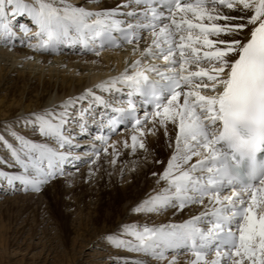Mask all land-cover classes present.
<instances>
[{"label": "snow or ice", "instance_id": "6c2138e0", "mask_svg": "<svg viewBox=\"0 0 264 264\" xmlns=\"http://www.w3.org/2000/svg\"><path fill=\"white\" fill-rule=\"evenodd\" d=\"M91 3L0 0V43L16 51L27 49L25 60H35L37 53L62 55L63 46L75 51L76 45L78 54L97 58L106 47L133 55L120 71L82 84L54 103L40 101L0 119V187L34 196L51 190L59 193L63 204L78 187L73 183L76 177L92 184L104 160L125 165L119 172L123 181L126 172L134 171L127 169L123 158L145 150L147 137L158 124L170 147L168 157L154 161L158 167L148 172L153 186L132 201L122 218L99 227L96 243L110 253L102 258L109 264H176V250L184 247L189 235L185 225L171 220L141 223L138 218L170 208L174 216H184L192 204L176 193L185 176L189 194L199 193L193 203L202 209L205 204L223 203L225 209L243 216L251 193L241 195L239 205L224 203L219 194L234 185L213 188L212 170L221 165L264 168L260 158L264 139L246 142L264 132L256 122L257 114L264 112V48L258 45L264 33V0H112L111 4L101 0L96 7ZM226 88L243 95L235 115L222 120L219 104L209 105L198 96L218 100ZM166 108L183 114L182 128L179 120L156 115ZM118 132H128L130 142L113 140ZM174 155L177 163L190 158L170 171ZM81 164L88 165L86 174L81 173ZM105 175L111 181L112 172L105 170ZM260 183L264 185V177ZM216 227L223 231L222 225ZM223 243L217 244L218 259L212 264H264L259 237L247 254L238 241L227 242L226 248ZM203 246L190 242L191 264H207L200 251Z\"/></svg>", "mask_w": 264, "mask_h": 264}, {"label": "bare ground", "instance_id": "6f19581e", "mask_svg": "<svg viewBox=\"0 0 264 264\" xmlns=\"http://www.w3.org/2000/svg\"><path fill=\"white\" fill-rule=\"evenodd\" d=\"M100 2L101 0H92L91 6L96 7ZM104 2L111 4L112 0H104ZM0 44L3 45L2 43ZM74 47L75 52H77L79 46L76 45ZM6 48L7 47L3 45L0 49V57L4 54L0 60V92L4 90L6 91V96L4 95L3 97H0V119L8 117L19 109L33 107L40 101H48L49 103L56 102L65 93L75 91L82 84H91L110 75L106 70V73L100 71L87 75L88 73L85 74L86 70L83 67L79 68V72L76 73L74 70L73 72L75 73L68 75L57 68V62L55 63V68H52V65L43 68L42 64L47 62V59L49 58V55H46V53L36 54V58H39L38 60L41 61L40 66L36 67V65H33L32 60H29V63H26L23 60L19 61V58L16 57L15 54L8 53L7 49L10 47ZM63 49L64 51H72V49L65 46H63ZM27 51V49H24L17 51V53H22L24 56ZM218 51L227 52L230 51V49H220ZM140 55H143V53H140ZM57 58L64 62H67V59H71V62H67L69 64L75 62V56L71 54L60 55ZM98 58L102 67L104 66L107 70L114 68L112 71L117 72L124 66V61L126 59L131 60L133 55L123 49L106 47ZM90 59H96V57L91 55ZM36 69H38L37 72H35ZM18 70L20 72L14 74L15 71ZM97 70L99 69L97 68ZM224 93H221L220 96H223ZM204 98L207 99L208 103L217 101V99L212 97L198 96V99L203 100ZM168 109L169 110L166 108L162 114L157 113L156 115H162V120H179L180 124L178 126L182 128L184 124V120L182 119L183 114L177 113L175 109ZM189 115H191V113H189ZM157 128L158 124L153 125V132L147 137V147L145 150L138 151L135 157L129 158L125 156L123 158L126 160L127 169H134V171L126 172L129 176L128 181H123L119 184V172L125 165L118 160L115 166L110 165L107 162L108 165L103 167L102 179L95 180L96 184L93 188H85L84 185L86 182L81 185L75 183L78 187L73 193V198L64 201L63 204H61V198L58 192L54 193L50 190L44 195V197H48L49 200L48 202L51 209L50 215L55 217L58 221L64 235H67L69 230H74L78 231L82 236H88L87 239L92 241L93 238H95L94 235L99 234V227L108 226L114 219L122 218L132 201L140 196L143 191L153 186V178L148 175V172L150 169L154 170L158 167L154 161L164 160L168 157L170 147L168 141L165 139L164 133L157 130ZM167 131L170 136L172 132L171 128L169 127ZM122 138H128L130 142L128 132H118L112 136L113 140H121ZM186 147L187 145L185 144V149ZM182 153L183 149L181 150V155ZM192 155H195V152H193ZM189 158L190 157H183L180 162L177 163V159L174 155L173 159L169 162V170H174L173 166L177 168L181 167V165L186 163ZM201 158H203V151H201ZM108 167L111 169H114L115 167L117 175V177H114V173L111 181L108 176L105 175V170L110 171ZM214 171L215 169L212 170L213 179L210 181L213 188L221 185L227 186L225 182L215 178ZM189 187L191 186L188 185V177L185 176L179 181V187L177 188L176 193L181 199L185 200V202L192 204V207L184 214V216H174L172 209H169L166 212H161L158 215L156 214L157 216L145 215L138 219L139 222L145 221V223L149 224L165 222L166 220H171L177 224L183 223L189 233L187 237H184L183 241L184 244L186 243V249L191 250L189 247L191 239L195 241L198 247L203 244L204 246L200 248V251L206 255L207 264H212L213 260L218 259L215 243L212 245L210 240V236L212 237L213 233L218 231V229H216L217 224L215 220H219L220 216H231L233 210L231 208L225 209L223 203H217L215 207H210L208 204H205L202 209L199 203H193L194 199L198 200L199 193L192 191L191 194H189ZM248 192H250L251 195L247 197V206L248 208H251L252 211L248 210L244 217H235L233 219V225L231 226L234 229L236 225L238 226L239 233L241 234L240 247L246 254L251 253V245L256 243L257 237H259V244L257 246H264V195L261 193V190L257 188L241 191L231 187L227 192H223L218 196L219 200L226 204L237 205L241 203L240 196ZM213 198L216 199L215 194ZM30 202H32V200L27 203L28 207L31 206ZM40 207H36L37 210ZM83 208L84 210H89L88 215L86 216L85 214L87 219L80 216L78 217L77 224L75 223L77 228L73 226L71 227L69 224V213H64L63 209H68V211L70 209L79 210L80 213H82ZM257 208L260 209L259 217L256 215ZM196 213H200V215L197 216ZM209 244H211V246H209ZM184 249V247H181L176 250L175 254L179 256V260L176 264H191L192 255L190 252L179 254V252ZM210 250H214L215 253L211 254Z\"/></svg>", "mask_w": 264, "mask_h": 264}, {"label": "rangeland", "instance_id": "374dc122", "mask_svg": "<svg viewBox=\"0 0 264 264\" xmlns=\"http://www.w3.org/2000/svg\"><path fill=\"white\" fill-rule=\"evenodd\" d=\"M2 47L3 45L0 44V49ZM7 51L10 54H15V56L19 58V61L23 60L29 63V60L23 58L24 56L22 53H17V51L12 48H8ZM72 51L65 50L62 55L71 54L75 56V62L69 64L67 62H71V59H67V62H64L57 58L60 55L54 56L46 54L49 55V58L47 62L42 64V67L45 68L48 65H52V68H55V63L57 62V68L68 75L75 73L73 72L74 70L76 73L79 72L80 67L85 68V74L88 73L87 75L100 71L104 73L108 71L110 75L115 73L112 71L114 68L107 70L104 66L102 67L99 58L90 59L92 54H78L79 50L77 52ZM38 59L39 58L32 60L33 65H36V67L41 64V61ZM97 68L99 70H97ZM37 71L38 69H36L35 72ZM19 72V70L15 71L14 74ZM4 95L6 96L5 90L0 92V97ZM167 110L169 109L167 108ZM160 116L162 117V115ZM106 165H108L106 160L99 165L100 171L95 177V180L102 179L103 167ZM87 168V164H81V173L86 174ZM109 169L112 171V175L115 173L113 176L117 177L115 170H113V168ZM128 178L129 176L126 174L123 181H128ZM123 181L119 179V184ZM75 183L80 185L83 184L79 176L76 177L74 184ZM95 184L96 181L92 184L85 183L84 186L90 189L93 188ZM30 200H32V202H30L31 206L28 207L27 203ZM48 201V197H44V195L34 196L24 193L13 194L10 191H5L3 187H0V264H109V261L102 258L108 256L110 253L101 250V246L96 243L99 234L94 235L95 238H93L92 241L87 239L88 236H82L78 231L74 230H69L67 235H64L58 221L55 217L50 215L51 209ZM38 206L41 207L37 210L36 207ZM84 208L82 213H80L79 210L70 209L68 211V209H63L64 213H69V224L71 227H76L75 225L79 219L78 217L81 216L87 219L86 216L89 210H84ZM141 223H145V221H141ZM94 244L95 248L93 249ZM185 246L186 243L184 244L185 249L179 252V254L191 253L192 250L186 249ZM210 253L214 254L215 251L210 250ZM111 255L115 256L116 252H112Z\"/></svg>", "mask_w": 264, "mask_h": 264}]
</instances>
